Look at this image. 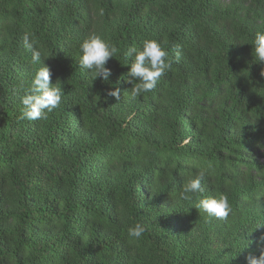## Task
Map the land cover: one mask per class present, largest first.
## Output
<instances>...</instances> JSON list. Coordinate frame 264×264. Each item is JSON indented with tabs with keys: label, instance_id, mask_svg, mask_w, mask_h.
Masks as SVG:
<instances>
[{
	"label": "trees",
	"instance_id": "16d2710c",
	"mask_svg": "<svg viewBox=\"0 0 264 264\" xmlns=\"http://www.w3.org/2000/svg\"><path fill=\"white\" fill-rule=\"evenodd\" d=\"M264 0H0V264H247L264 252ZM64 96L21 119L34 67ZM96 34L117 46L108 82L79 66ZM156 39L171 69L131 98L128 48ZM128 61V63H126ZM119 88L121 99L107 96ZM210 168V218L177 196ZM146 226L139 238L127 229Z\"/></svg>",
	"mask_w": 264,
	"mask_h": 264
},
{
	"label": "clouds",
	"instance_id": "9594fccd",
	"mask_svg": "<svg viewBox=\"0 0 264 264\" xmlns=\"http://www.w3.org/2000/svg\"><path fill=\"white\" fill-rule=\"evenodd\" d=\"M254 61L264 63V30L255 32L251 44ZM23 48L31 53V64L34 67L31 85L25 89L24 95L20 97L23 105L21 119L29 121L46 119L47 114L58 108L62 102L64 92L59 80L51 83V72L47 66H42L43 52L37 47V41L29 33L23 37ZM120 50L114 44L105 41L101 36L92 34L79 45V66L88 70L96 78L108 82L112 75L111 69L106 67L107 62L114 58ZM128 56L132 59L126 76L121 77L131 85L127 93L131 98L151 92L157 85L160 77L171 69L168 52L161 44L152 38H146L141 46L128 48ZM128 63V61H126ZM264 77V71H261ZM107 96L121 99L120 90H110ZM210 168L198 167L195 172H189L185 177L182 187L177 190L179 200L194 203L199 212L205 213L210 218L225 219L233 211L232 204L226 193L208 195L202 182L210 175ZM146 231L143 223L137 222L127 229L130 238L139 239ZM247 264H264V252L259 257L248 256Z\"/></svg>",
	"mask_w": 264,
	"mask_h": 264
}]
</instances>
